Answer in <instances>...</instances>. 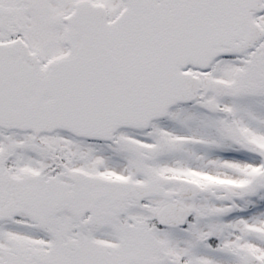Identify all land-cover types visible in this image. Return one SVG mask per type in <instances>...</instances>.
Segmentation results:
<instances>
[{
  "label": "snow or ice",
  "instance_id": "1",
  "mask_svg": "<svg viewBox=\"0 0 264 264\" xmlns=\"http://www.w3.org/2000/svg\"><path fill=\"white\" fill-rule=\"evenodd\" d=\"M0 264H264V0H0Z\"/></svg>",
  "mask_w": 264,
  "mask_h": 264
}]
</instances>
